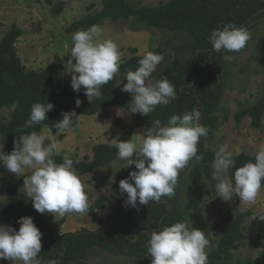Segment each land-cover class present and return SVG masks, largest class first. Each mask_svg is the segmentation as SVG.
Listing matches in <instances>:
<instances>
[{"label": "trees", "instance_id": "obj_1", "mask_svg": "<svg viewBox=\"0 0 264 264\" xmlns=\"http://www.w3.org/2000/svg\"><path fill=\"white\" fill-rule=\"evenodd\" d=\"M102 7L88 13L67 28V32L86 30L93 25L99 26L106 19L120 20L134 18L146 27L160 30L186 31L191 38L193 55L187 63L180 59L170 63L156 75L155 80L167 78L174 86L177 98L167 106H156L155 111L143 116L131 113V95L122 94L118 88V73L126 74L129 70L135 71L138 60L143 55L134 54L120 63L119 72L113 80L103 85L100 89L101 97L90 103L84 95L83 87L79 92L74 91L71 83L58 86L55 84L50 68L35 70L26 68L16 51L15 43L21 36L22 30L15 24L0 38V109L12 108L7 120H0V142L5 154L14 148V140L24 134L35 131L39 134L43 127L53 132L58 131L54 124L62 120V112L78 114H96L107 118V108L111 105H120L134 117V124L126 128L121 117H115L113 124L122 133L121 141L130 140L134 129L140 124H151L159 119L166 124L172 115H183L194 108L201 110V123L209 128L208 135L201 137L197 145L198 155L203 159L197 162L194 158L189 161L183 172L181 170L176 188L184 186L186 195H191L193 206L201 203L204 194V180L211 182L215 190V181L212 180L211 167L215 152L206 148V141L218 129L216 111L219 109L223 95L227 69L225 68V54L233 52L212 53L209 33L226 25L235 27H248L251 22L264 14V0H168L158 5L131 4L127 0H99ZM67 0H55L50 11L53 15L60 14ZM93 7L91 4L88 9ZM134 51V49H132ZM151 52L161 54L164 58L167 51L159 46ZM79 99L81 104L76 105ZM52 103L53 109L46 113V119L40 124L25 127V122L30 118L31 106L34 103ZM264 117V91L252 103L241 106L233 115L236 123L244 118L250 119L253 128L262 125ZM62 136V135H60ZM63 156L54 154L56 163L63 162ZM74 161L77 175L87 174L96 168H101L115 160L117 149L111 144L97 143L92 146V156L77 159L69 156ZM235 168L243 166L246 162H255V155L244 152L233 154ZM79 160V163H75ZM235 168L230 169L225 175L231 178ZM6 168L0 163V172ZM135 165H127L120 171L112 183V190L118 195L117 209L123 216L112 230L98 231L80 229L60 233L52 224V215L46 218L37 215L31 199L23 201L19 196V189L24 184V178L10 177L4 181L6 196L0 199V224L8 225L19 230L17 220L20 217H31L41 231L42 249L40 259L47 264L49 260H58V264H89L85 258L94 247L125 254L136 259H143L148 253L147 241L151 232L159 231L176 222H186V216L179 203L172 197H162L160 202H149L147 205L137 207L126 205L127 194L121 193L119 181L129 176L131 171H136ZM131 183H134L130 181ZM185 183V185L183 183ZM264 184V182H262ZM175 188V189H176ZM105 197L89 204L86 212L92 216L95 209L104 208ZM245 212L237 211L234 219L227 225L218 238L214 247L205 250L208 255V264H264V248L258 257H248L244 260L235 259L233 249L237 244H244L246 240L243 220ZM63 219L59 221V225ZM198 228L206 231L203 222H197L189 228ZM252 247H261L259 237L247 242Z\"/></svg>", "mask_w": 264, "mask_h": 264}, {"label": "clouds", "instance_id": "obj_2", "mask_svg": "<svg viewBox=\"0 0 264 264\" xmlns=\"http://www.w3.org/2000/svg\"><path fill=\"white\" fill-rule=\"evenodd\" d=\"M102 29L93 25L86 30H77L72 34L73 46L70 50L71 87L84 95L92 103L101 97V87L113 80L119 72L121 53L118 45L111 39H101ZM251 38L246 27L226 25L213 29L209 33L212 53L239 52ZM225 59L231 57L225 56ZM73 59L75 63H73ZM164 57L147 51L138 60L139 67L129 70L121 91L131 93L130 112L147 116L156 106H167L177 98L174 86L165 77L155 80L153 73ZM78 74V75H77ZM120 83V84H121ZM81 101L76 100L79 107ZM52 103H34L30 118L25 127L40 124L46 119V113L53 109ZM62 120L54 127L58 131H69L76 117L75 111L62 112ZM209 128L201 123V110L194 108L183 115H172L166 124L157 119L152 127L143 134H136L134 140L121 141L119 134L110 141L117 149L118 159L127 165H135L136 171L119 181L121 193L127 194L126 205L137 207L149 202H160L162 197L175 195L178 176L193 158L199 162L197 145L201 137L208 135ZM48 140L50 143L45 144ZM0 147V163L17 176L30 169L25 176V193L31 199L38 213L48 212L63 217L66 214H85L89 209V198L84 185L74 168V161L68 155L62 163L52 158L59 150L58 141L49 140L33 131L14 140L13 150L5 154ZM255 162H246L235 168L233 153L225 146L215 152L212 162V180L215 181L217 196L230 201L238 195L245 204H255L264 187V143L258 146ZM75 163H79L76 160ZM235 168L234 175L225 174ZM130 181L134 182L131 183ZM264 221V215L257 216ZM17 231L12 226L0 224V260L21 261L22 264H45L38 258L42 249V233L33 218L20 217ZM209 246L204 231L189 228L187 222H176L159 231L151 232L147 241L151 264H208L205 249ZM47 264H58V260H49Z\"/></svg>", "mask_w": 264, "mask_h": 264}, {"label": "rangeland", "instance_id": "obj_3", "mask_svg": "<svg viewBox=\"0 0 264 264\" xmlns=\"http://www.w3.org/2000/svg\"><path fill=\"white\" fill-rule=\"evenodd\" d=\"M55 0H0V38L11 27L17 25L22 34L17 39L15 46L21 62L28 69L50 68L54 82L58 86L71 83V66L67 63L71 59L70 50L73 46L72 34L66 28L73 22L95 10H100L102 5L99 0H67L63 11L53 15L50 11ZM131 4L158 5L168 0H127ZM93 4L89 10L88 7ZM102 29L101 39H111L118 45L121 53L120 63L134 55H144L147 51L159 46L166 49L167 56L161 61L157 70L152 74L155 78L169 63L180 59L187 63L193 55L190 35L186 31L160 30L154 27H146L134 18L110 20L106 19L99 25ZM251 38L246 46L239 52L225 54L231 57L225 59L227 77L219 109L216 111L218 129L206 141V148L216 152L220 146H225L233 154L244 152L255 155L258 146L264 143V117L259 128L250 125V119L244 118L236 123L233 115L243 105L254 102L264 91V14L254 19L247 29ZM134 49V51L132 50ZM224 51V50H223ZM73 63L75 60L73 59ZM78 75V74H77ZM126 74L118 73V88L122 94L131 93L121 91ZM123 81V83H121ZM121 83V84H120ZM12 108L0 109V120L10 117ZM109 116L101 118L96 114L85 115L76 113L77 118L71 130L53 132L43 127L40 135L49 140L58 141L59 150L54 154L68 155L77 159L84 156H92V146L97 143H107L117 134L122 133L113 124L115 117H121L126 128L134 124V117L128 110L120 105H111L107 108ZM151 124H140L134 129L131 140L136 134H143ZM62 135V136H60ZM50 143L46 140L45 144ZM0 147L2 144L0 142ZM3 149V148H2ZM126 162L118 159L108 165L79 176L85 192L89 198V204L105 197L104 208L95 209L92 216L87 213H71L61 217L52 215V224L60 232H71L80 229L107 231L112 230L122 219L117 209L118 195L112 190V183L120 171L126 166ZM30 169H26L20 175L9 172L7 169L0 172V199L6 196L4 181L13 177L30 175ZM183 172L185 169L182 170ZM183 183V182H182ZM185 185V183H183ZM19 189L20 198L28 202L25 189ZM184 186L175 189L176 199L181 210L186 216V222L190 227L194 223L203 222L207 230L204 231L210 250L215 246L218 238L224 232L227 225L234 219L237 211L245 212L243 220L246 240L244 244L235 245L233 252L235 259L244 260L248 257H258L264 248V221L257 216L264 215V187H262L255 204L243 203L238 195H233L232 200L224 201L218 197L211 182L204 180V194L201 203L195 207L191 195L185 194ZM37 215L46 218L50 213ZM63 223L59 225V221ZM259 237L261 247H252L247 244ZM89 264H151L150 254L139 260L125 254H115L110 251L94 247L85 258ZM0 264H22L21 261L0 260Z\"/></svg>", "mask_w": 264, "mask_h": 264}, {"label": "water", "instance_id": "obj_4", "mask_svg": "<svg viewBox=\"0 0 264 264\" xmlns=\"http://www.w3.org/2000/svg\"><path fill=\"white\" fill-rule=\"evenodd\" d=\"M183 170V169H182Z\"/></svg>", "mask_w": 264, "mask_h": 264}]
</instances>
